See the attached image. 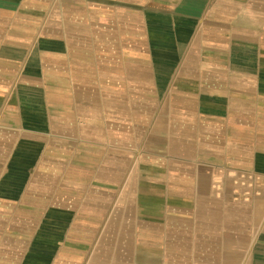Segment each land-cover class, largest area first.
<instances>
[{
	"label": "crops",
	"instance_id": "1",
	"mask_svg": "<svg viewBox=\"0 0 264 264\" xmlns=\"http://www.w3.org/2000/svg\"><path fill=\"white\" fill-rule=\"evenodd\" d=\"M0 264H264V0H0Z\"/></svg>",
	"mask_w": 264,
	"mask_h": 264
}]
</instances>
